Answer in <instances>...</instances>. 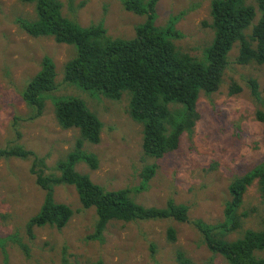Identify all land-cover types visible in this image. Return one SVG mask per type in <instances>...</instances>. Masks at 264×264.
Segmentation results:
<instances>
[{
	"label": "rangeland",
	"instance_id": "rangeland-1",
	"mask_svg": "<svg viewBox=\"0 0 264 264\" xmlns=\"http://www.w3.org/2000/svg\"><path fill=\"white\" fill-rule=\"evenodd\" d=\"M60 2L65 17L82 27L102 22L111 38L130 40L134 27L143 21L126 12L121 0ZM246 3L255 6V0ZM209 11L210 0H160L155 25L163 27L177 17L175 28L181 37L174 45L180 52L202 59L213 38ZM17 18L33 20L32 6L19 0H0V148L20 145L44 156L49 168L45 175L56 174V162L72 149L79 134L57 125L52 101L73 96L102 123L99 143L83 146L85 152L96 156L98 167L91 170L77 164L79 173L108 191L128 189L141 206L162 208L172 200L189 208L191 221L223 222L229 183L264 162V120L258 118V113L264 114V65H237L235 45L219 89L199 94L193 128L182 134L174 151L149 159L141 151V126L128 115L127 93L110 100L99 92L65 83L63 67L75 56L74 47L57 44L50 37L28 36L18 27ZM45 56L55 65L57 88L47 95L43 115L26 122L22 118L28 110L20 92ZM252 82L256 83V97ZM152 163L155 175L141 188L140 173ZM29 167L28 160H0V264H61L63 256L73 264H179L178 252L189 264H228L208 251L191 223L174 220L111 221L100 239L91 240L94 210L81 209L71 186L54 189L55 202L74 211L66 226L61 230L35 227L30 238L26 223L38 212L43 192L35 185ZM258 190L254 181L245 191L237 210L240 228L228 234L227 240H235L246 230H264V202ZM169 227L175 230L174 242L166 238ZM257 256L264 258V250Z\"/></svg>",
	"mask_w": 264,
	"mask_h": 264
},
{
	"label": "trees",
	"instance_id": "trees-1",
	"mask_svg": "<svg viewBox=\"0 0 264 264\" xmlns=\"http://www.w3.org/2000/svg\"><path fill=\"white\" fill-rule=\"evenodd\" d=\"M32 6L34 19L17 18L18 27L34 38L50 37L57 44L74 47L75 56L63 67V81L80 88L99 92L110 100L128 96V115L141 126V151L146 158L159 159L174 151L183 133L189 132L197 119L196 101L200 93L216 92L229 65L228 55L237 45L235 63L239 66L264 65V0L255 6L246 0H210V25L213 38L203 52L202 59L180 52L173 41L181 36L175 28L177 17L163 27L155 25L156 5L160 0H121L123 9L143 18L134 27L130 40L111 38L102 22L82 27L62 14L60 0H19ZM56 70L51 58L41 59L39 70L20 92V99L28 110L23 121L39 119L45 110L47 95L55 91ZM257 96L256 83L251 84ZM235 88L234 91H237ZM55 122L62 130H77L79 136L72 149L54 166L56 174L45 175L46 157L37 155L20 145L0 148V160H28L29 173L43 192L38 212L26 223V232L33 238L35 227L51 226L61 230L74 211L56 203L54 189L71 186L75 189L82 210L93 209L94 231L88 237L98 240L111 221L124 223L174 220L191 223L202 237L208 251L221 256L228 264H264L257 256L264 250V230H246L235 240L226 236L240 228L237 210L249 186L256 181L259 197L264 202V162L250 169L228 185L229 199L224 202V219L215 225L189 220V208L168 200L164 207H144L137 204L128 189L108 191L93 183L88 175L76 170L77 164L89 169L98 167L92 153L83 150L85 143L100 141L102 123L86 105L73 96L52 101ZM264 120V114L258 113ZM16 121V120H15ZM156 165L148 164L141 171V188L155 175ZM166 238L176 239L169 227ZM153 248V245L151 247ZM179 264H189L178 252ZM61 264H73L66 257Z\"/></svg>",
	"mask_w": 264,
	"mask_h": 264
}]
</instances>
